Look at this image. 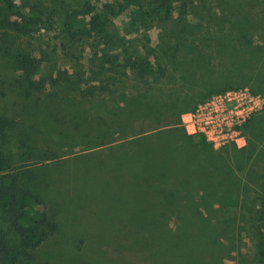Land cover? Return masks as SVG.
Wrapping results in <instances>:
<instances>
[{"label":"trees","instance_id":"trees-1","mask_svg":"<svg viewBox=\"0 0 264 264\" xmlns=\"http://www.w3.org/2000/svg\"><path fill=\"white\" fill-rule=\"evenodd\" d=\"M215 1L225 4L219 18ZM225 10L227 28L219 22ZM87 14L88 7L69 13L66 27L78 22L91 34L95 16ZM0 22L14 34L0 35V264H218L233 227L216 212L252 211L239 196L250 185L241 174L250 180L253 170L242 151L230 157L192 143L179 117L209 94L249 87L264 95V14L226 0H151L132 23L164 34L172 46L161 52L178 59L173 74L166 61L124 58L100 64L95 82L36 79L39 59L18 38L49 28L36 8L0 0ZM85 103L100 115L84 114ZM75 147L86 152L71 156ZM85 188L97 197L91 209L102 229L75 222L90 212L74 205ZM252 216L262 223L256 259L264 264V198Z\"/></svg>","mask_w":264,"mask_h":264},{"label":"rangeland","instance_id":"rangeland-1","mask_svg":"<svg viewBox=\"0 0 264 264\" xmlns=\"http://www.w3.org/2000/svg\"><path fill=\"white\" fill-rule=\"evenodd\" d=\"M226 1L227 4L229 3L230 6L235 8L242 7L246 11L252 10L253 12L258 11L261 15L264 14V0ZM15 2L20 7L31 6L36 8L49 23L47 30L40 29L18 37L22 43L23 41L28 42L33 50V55L37 60L39 59L35 72L36 79L51 75L52 79L58 80V75H60L61 78L69 76L72 81L81 78L89 80V82H95L91 80V76L94 75L93 72H98L100 64L103 65L107 62L112 64L121 63L124 58L129 59L134 64L149 62L154 67L156 64L161 67L166 61L168 74H173L175 62L178 59L172 60L168 55L165 56L161 52L162 49L172 46L171 43L166 42L164 34L157 27H152L147 32L136 31L132 23L137 8L148 9L151 0H15ZM217 3L215 1V5L211 8L214 11V18H219L220 14H223L221 10L224 3ZM82 7H88L86 20H89L91 16H95L94 23L96 26L89 35L81 33V25L78 22L70 28L65 25V17ZM223 18H228L226 10L221 19ZM221 19H219V22L225 28L232 20L231 17L225 21H221ZM187 20L193 22L190 17H187ZM253 22H255V19H253ZM0 26H2L1 22ZM6 33L14 35L9 30L0 27V35ZM257 35L258 31H254L252 39L256 40ZM197 39L195 37L192 42L197 44ZM102 70L103 76L108 73V64L103 66ZM129 76L132 77L133 74L131 73ZM172 81L175 80H170V85H174ZM84 83H80V88L83 87ZM248 85L251 86L252 83ZM223 93L209 94L200 103L214 95ZM227 97L231 100V103H238L236 105L242 106L244 120L236 127L242 137V141H240L242 146L237 147L233 143H228L213 148L202 135L189 137L194 144H205L214 150L218 149L222 153H229L230 157L233 156V151H242L243 156H249L246 159L247 166L252 167L253 170L249 177L250 180L245 172L240 177L242 182L250 185L239 197H243L248 205H253V209L251 212H246V210L240 212L239 206H236V208L232 207L226 211L216 212V215H218L217 222H221L223 219L230 220L233 227L232 231L230 229L228 233L232 237V247L228 246V252L221 254L217 262L218 264H257L256 240L257 232L262 228V223L252 215L257 210L258 203L264 198V95L253 94L249 91V87H246L228 94ZM82 108L86 115L90 113L100 115V112L96 111L94 107H90L88 103H85ZM82 150L79 147L73 148V155L71 156L82 155L86 152ZM101 153H105V151H101ZM229 156L227 161L230 163ZM105 182L107 186L114 185V180L111 178H108ZM251 182H254L255 185H252ZM257 183L261 184V187L257 188ZM79 195L80 197L76 199L74 205L84 207L86 213L89 209L91 217H89V214L85 216L82 213L79 216L80 218L75 219L76 224L86 227L88 231L102 229V225L99 224L101 222L100 216L96 217L99 221L97 222L91 209L97 197L86 188L80 191ZM198 212L205 217L201 208ZM240 214H242V217ZM114 222L115 217L111 221L112 226L115 225ZM171 226L173 225L171 224ZM217 242L221 246L227 247L228 241L223 235L219 236Z\"/></svg>","mask_w":264,"mask_h":264},{"label":"built area","instance_id":"built-area-1","mask_svg":"<svg viewBox=\"0 0 264 264\" xmlns=\"http://www.w3.org/2000/svg\"><path fill=\"white\" fill-rule=\"evenodd\" d=\"M236 91V90H235ZM234 91H224L199 103L192 111L183 112L179 126L186 136L202 135L213 148L233 143L242 146V137L236 127L243 122L242 106L231 103L227 97Z\"/></svg>","mask_w":264,"mask_h":264}]
</instances>
